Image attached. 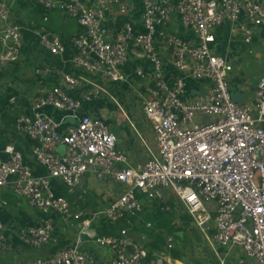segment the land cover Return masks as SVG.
<instances>
[{
	"label": "built area",
	"instance_id": "obj_1",
	"mask_svg": "<svg viewBox=\"0 0 264 264\" xmlns=\"http://www.w3.org/2000/svg\"><path fill=\"white\" fill-rule=\"evenodd\" d=\"M15 1L0 0V65L13 69L22 61L30 31L50 55L66 57L68 69L57 74L58 85L34 95L28 112L16 114L13 122L33 142L35 163L46 175L37 176L23 154L7 146L6 158L0 156V190L10 187L33 208L71 219L72 204L55 194L53 182L69 195L83 197L86 175L113 180L123 188L118 197L93 217L83 211L74 216L83 219L81 232L98 217L130 226L95 238L99 248L113 253L102 264H173L169 255H150L145 235L142 241L131 235L132 219H139L145 199L170 210L172 196L212 245L240 247L243 256L264 264V77L257 82L252 106L235 101L230 88L234 62L218 51V31L224 27L242 35L246 45L253 44L259 30L264 31V0H140L143 31L125 23L112 39L104 22L113 5L125 9L121 0H36L47 14L57 11L77 21L79 29L67 40L31 28L17 17ZM174 20L177 29L172 30ZM43 21L49 17L44 15ZM159 45L171 51V79L164 75ZM130 58L151 65L152 72L136 68L124 73ZM36 72L50 76L52 69ZM134 75L154 80L141 110L153 124L157 142L155 152L146 144L149 158L136 166L117 150L118 136L104 120L80 114L83 102L107 96L135 127L118 95L107 87V82L129 83ZM78 92L83 93L80 98ZM9 102L16 104V98ZM48 110L65 116L58 121ZM68 118L77 122L63 131ZM4 230L0 220L1 251L10 248ZM54 232L52 219L46 218L21 229L20 236L41 247L52 241ZM81 244L78 238L74 246L20 264H92Z\"/></svg>",
	"mask_w": 264,
	"mask_h": 264
},
{
	"label": "crops",
	"instance_id": "obj_2",
	"mask_svg": "<svg viewBox=\"0 0 264 264\" xmlns=\"http://www.w3.org/2000/svg\"><path fill=\"white\" fill-rule=\"evenodd\" d=\"M121 2L125 5V9L122 10L121 6L113 5L104 22V30L109 39L114 38L118 29L125 23H132L138 33L143 31L140 0H121ZM14 9L17 17L27 22L31 28L52 32L66 40L79 29L76 20L57 11L47 14L42 7L36 5V0H16ZM44 15L49 17L48 24L52 29L37 24L39 20L43 21ZM171 29H177L176 20L173 21ZM25 35L26 40L22 61L18 65L12 66L13 69L5 70V67L0 65V82H5L8 74L13 77L17 76L21 70L22 74H26L25 79H27L24 85L10 82L9 84H4L0 90V113L2 112L3 114L0 120V156L6 158L7 155L4 150L7 146H12L16 151L23 154L25 161L34 168L37 176H44L46 175L45 170L35 163L32 152L33 143L14 128L12 120L16 114L28 112L29 100L34 95L44 93L58 85L60 79L57 74L61 71L65 72L68 66L64 63L66 57H54L47 51H43L38 37L32 32L27 31ZM260 42L264 44V31L259 30L251 46L246 45L243 36L231 32L229 27H224L218 31V51L227 55L234 62L230 88L233 95L236 94L239 97L238 102L246 106L254 104L255 88L262 77L241 85L239 81L241 77L236 72L244 66V63L242 64L238 61H241L242 56H246L252 51L250 48L253 45ZM39 50L42 51L39 52ZM245 51H248V53L246 54ZM158 52L164 61V75L166 79H171L173 75L170 66L171 51L164 45H159ZM42 67L52 69L50 76L37 74V69H42ZM136 68H142L149 73L152 72L151 65L134 58H130L123 68V72H132ZM153 82V79H143L137 75H134L129 83L107 82L108 89L115 96L118 94L116 97L121 99L120 104L135 127H132L120 108L107 96L96 99L91 103L83 102L80 112L81 115H90L105 121L111 131L118 136L117 150L124 153L128 158L129 164L133 166L148 160L147 146L154 152L157 151L154 131L151 132L148 129L146 119H143L141 110L143 98L146 96L147 89L153 87ZM195 86L196 84H192L190 89H195ZM82 94V92H78L76 97L80 98ZM124 95H127V97ZM12 97L16 98V104H10L9 100ZM48 112L58 121L65 116L64 113L54 110H48ZM68 119L67 126L61 128V130L64 131L77 122L73 118ZM112 182L114 181L111 179L100 181L92 174L86 175L82 185L87 190V194L83 197L82 195L79 197L80 194L69 195L66 191L67 189L59 182H53V189L57 196L65 197L70 201L74 216L83 211L86 216L93 217L123 192L122 187ZM110 183H112L111 186L108 185ZM74 216L71 219H65L54 213L45 214L33 208L26 199L19 197L10 187L1 189L0 220L4 223V233L10 248L6 251L0 250V264H20L39 258H47L63 248L74 246L78 238L82 239L81 248L93 257L92 264H102L103 261L112 257L113 253L111 250L101 249L94 242L96 237L110 236L104 232V223L106 222L98 217L88 231L81 232V221L83 219H77ZM46 218H51L55 227L53 239L50 243L41 247H34L21 239V229L38 225ZM131 235L135 240L140 239V237L136 238L132 233ZM202 236L207 241L209 251L217 256V259L212 256L211 260L213 261L206 264H257L253 258L243 256L240 247L230 249L229 247L212 245L203 234ZM169 257L173 264H187L182 262L183 260L180 258L178 260L170 255ZM241 260H243V263L240 262ZM150 264H153V262Z\"/></svg>",
	"mask_w": 264,
	"mask_h": 264
},
{
	"label": "rangeland",
	"instance_id": "obj_3",
	"mask_svg": "<svg viewBox=\"0 0 264 264\" xmlns=\"http://www.w3.org/2000/svg\"><path fill=\"white\" fill-rule=\"evenodd\" d=\"M260 43L253 45L250 48L252 51H250L249 54H247L248 51H245L247 55L242 56L241 61H238L242 64L244 63V66H242L243 68H239L236 72L241 77V80H239L241 85L253 79L264 77V44ZM42 50L44 51V49ZM42 50H39V52ZM25 77L26 74H22V70L21 72L19 71L15 77L8 74L5 79L6 81L0 82V90L3 88L4 84H9L10 82L21 83L20 85L26 84L27 79H25ZM125 97H127V95ZM2 115L1 112L0 120L2 119ZM142 117L143 119L145 118L144 115H142ZM145 121L147 122L148 129L151 132L154 131L153 124L148 120ZM112 183L116 184L114 182ZM112 183L108 185L111 186ZM104 186L106 185L104 184ZM171 199H168L167 204L170 210L162 209L160 203L157 201L145 199L143 212L135 223L136 227L131 229V233L136 236V238L140 237L138 241H142L144 235L147 237L150 255H152L153 252H159L173 257V251H175L178 253L180 259L183 260L182 262H186L187 264L211 263L213 261L211 260L212 256L217 259V256L209 251L207 241L184 212L178 199L174 196H172ZM149 222L152 223V226L149 228L147 227V231L144 226ZM169 230L172 231L169 232ZM160 234H162L164 241L158 239ZM170 237L173 238L171 242L168 241Z\"/></svg>",
	"mask_w": 264,
	"mask_h": 264
},
{
	"label": "trees",
	"instance_id": "obj_4",
	"mask_svg": "<svg viewBox=\"0 0 264 264\" xmlns=\"http://www.w3.org/2000/svg\"><path fill=\"white\" fill-rule=\"evenodd\" d=\"M42 20H43V18H42ZM38 25H40V26H44V27H47V28H50V29H52L51 27H50V25L48 24V21L47 22H44V21H41V20H39V22L37 23ZM15 121V118L12 120V122H14ZM29 140V139H28ZM29 141H31V140H29ZM32 142V141H31ZM33 143V142H32ZM136 218L135 219H132V221H133V226H132V228L131 229H134L135 228V223H136ZM103 221V220H102ZM103 223H104V221H103ZM104 227H105V229H104V232H105V234H108V235H116L117 233H119V231H120V229L122 228V227H126V226H128V227H130L126 222H123V223H121V224H118V225H116V226H114V225H111V224H109V223H104ZM144 228L146 229V226H144ZM147 231H148V229H146ZM172 230H169V232H171ZM158 239L160 240V241H164L163 240V237H162V234H160V236L158 237ZM173 258H175V259H178L179 260V255H178V253L177 252H175V251H173Z\"/></svg>",
	"mask_w": 264,
	"mask_h": 264
},
{
	"label": "water",
	"instance_id": "obj_5",
	"mask_svg": "<svg viewBox=\"0 0 264 264\" xmlns=\"http://www.w3.org/2000/svg\"><path fill=\"white\" fill-rule=\"evenodd\" d=\"M234 100L237 102L239 101V97L236 94L234 95Z\"/></svg>",
	"mask_w": 264,
	"mask_h": 264
},
{
	"label": "snow or ice",
	"instance_id": "obj_6",
	"mask_svg": "<svg viewBox=\"0 0 264 264\" xmlns=\"http://www.w3.org/2000/svg\"><path fill=\"white\" fill-rule=\"evenodd\" d=\"M190 198L193 199V200L195 199V197H190Z\"/></svg>",
	"mask_w": 264,
	"mask_h": 264
}]
</instances>
